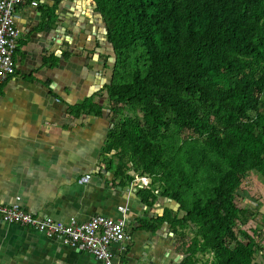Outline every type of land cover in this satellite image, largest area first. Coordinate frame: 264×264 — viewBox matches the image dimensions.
Instances as JSON below:
<instances>
[{
	"label": "trees",
	"instance_id": "obj_1",
	"mask_svg": "<svg viewBox=\"0 0 264 264\" xmlns=\"http://www.w3.org/2000/svg\"><path fill=\"white\" fill-rule=\"evenodd\" d=\"M93 1L110 81L81 106L111 115L107 168L126 185L147 176L143 199L178 203L154 219L186 254L176 264H264L261 230L234 229L254 217L235 202L243 178L264 185V0Z\"/></svg>",
	"mask_w": 264,
	"mask_h": 264
},
{
	"label": "crops",
	"instance_id": "obj_2",
	"mask_svg": "<svg viewBox=\"0 0 264 264\" xmlns=\"http://www.w3.org/2000/svg\"><path fill=\"white\" fill-rule=\"evenodd\" d=\"M52 4L41 0L37 8L14 11L15 70L0 83V203L63 223L94 214L121 218L126 237L111 245L116 264H172L186 254L170 224L154 219L179 205L143 199L136 177L129 185L115 177L103 158L113 120L81 106L110 81L104 21L93 0H61L48 18ZM0 264L103 263L61 238L0 217Z\"/></svg>",
	"mask_w": 264,
	"mask_h": 264
},
{
	"label": "built area",
	"instance_id": "obj_3",
	"mask_svg": "<svg viewBox=\"0 0 264 264\" xmlns=\"http://www.w3.org/2000/svg\"><path fill=\"white\" fill-rule=\"evenodd\" d=\"M41 0H0V83L15 70L14 51L19 29L15 24V8L23 11L37 8ZM88 176L82 178L86 180ZM134 186L148 185V177L135 176ZM0 217L8 223L34 228L51 238H61L68 245L92 254L103 264H116L111 245L126 237L125 222L103 214H94L85 221L63 223L50 217L39 218L18 204L0 203Z\"/></svg>",
	"mask_w": 264,
	"mask_h": 264
},
{
	"label": "rangeland",
	"instance_id": "obj_4",
	"mask_svg": "<svg viewBox=\"0 0 264 264\" xmlns=\"http://www.w3.org/2000/svg\"><path fill=\"white\" fill-rule=\"evenodd\" d=\"M110 55L112 57V53L109 52L107 56ZM111 62L112 58L108 59V66L105 69L107 76H109L111 72ZM102 102L103 104H106V98L103 97ZM104 114V117L108 116V119H111V115L108 111L105 110ZM159 197L160 196H158V198ZM168 200L174 202L175 204L177 203L174 200ZM235 202L239 205H247L248 207L254 209V217L249 218V220L243 225L234 226L235 231H238L239 228L246 229L250 233H252V229L254 228L258 231L261 230V232L259 231L263 235L261 244L264 246V185L259 173L250 171L246 177L243 178L242 185L237 190L235 195Z\"/></svg>",
	"mask_w": 264,
	"mask_h": 264
},
{
	"label": "water",
	"instance_id": "obj_5",
	"mask_svg": "<svg viewBox=\"0 0 264 264\" xmlns=\"http://www.w3.org/2000/svg\"><path fill=\"white\" fill-rule=\"evenodd\" d=\"M172 234V232H171ZM185 257V255H176L174 260H173V263L172 264H176L177 262H179L181 259H183ZM262 260V257L261 255L259 254L256 258H253L251 260V264H258L260 263Z\"/></svg>",
	"mask_w": 264,
	"mask_h": 264
},
{
	"label": "clouds",
	"instance_id": "obj_6",
	"mask_svg": "<svg viewBox=\"0 0 264 264\" xmlns=\"http://www.w3.org/2000/svg\"><path fill=\"white\" fill-rule=\"evenodd\" d=\"M142 176H143V175H142ZM139 177H141V176H139ZM145 177H147V176H145ZM134 178H135V177H134ZM148 180H149V178H148ZM148 185H149V183H148ZM148 185H145V187L148 186ZM139 187H140V186H139ZM141 187H143V186H141Z\"/></svg>",
	"mask_w": 264,
	"mask_h": 264
},
{
	"label": "bare ground",
	"instance_id": "obj_7",
	"mask_svg": "<svg viewBox=\"0 0 264 264\" xmlns=\"http://www.w3.org/2000/svg\"><path fill=\"white\" fill-rule=\"evenodd\" d=\"M4 81V80H3Z\"/></svg>",
	"mask_w": 264,
	"mask_h": 264
}]
</instances>
